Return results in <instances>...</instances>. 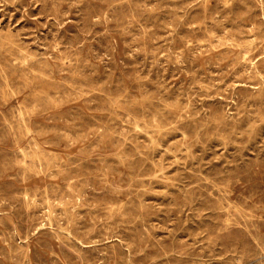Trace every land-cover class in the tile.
<instances>
[{"label": "rangeland", "instance_id": "obj_1", "mask_svg": "<svg viewBox=\"0 0 264 264\" xmlns=\"http://www.w3.org/2000/svg\"><path fill=\"white\" fill-rule=\"evenodd\" d=\"M51 1L5 0L4 2V0H0V44L2 45H0V155L2 156H0V193L2 194H0V247L3 246L0 248V264H264V0H252V2L251 0ZM165 3L169 4V6ZM225 8H227V11ZM246 8L248 9L247 12ZM256 19L258 21L260 19V21L258 22ZM133 21L136 22L134 23ZM194 26H197V28ZM193 32L194 34L196 32L197 35H194ZM238 38L241 39L239 40ZM147 44L150 45L148 46ZM223 47L224 49H222ZM153 48L156 49L154 50ZM125 49L128 50L126 51ZM171 55L173 56L172 58ZM190 57L192 60L189 62ZM207 57L209 58L207 59ZM154 58L156 59L154 60ZM215 61L217 64H215ZM131 68L134 69L132 70ZM190 69L191 71H189ZM169 71L170 73H168ZM47 72L48 74H46ZM197 77L198 79H196ZM16 81L18 82L16 83ZM162 86L163 88H161ZM184 91L185 94H183ZM107 92H110V94ZM209 92L210 94H208ZM1 98L3 99L1 100ZM214 105H217L218 108ZM251 107L253 108L252 112ZM135 109L138 111H135ZM51 125L55 126L52 127ZM194 125L195 128H193ZM121 129L123 130L121 131ZM109 130L111 131L109 132ZM209 130L211 131L209 132ZM172 131L174 132L172 133ZM73 133L76 134L74 135ZM21 137L22 139H20ZM230 138L232 139L230 140ZM15 139H19L20 142ZM233 139H236V141ZM107 142L108 144H106ZM144 144L147 145L144 146ZM230 147L234 150H231ZM201 150L203 153H201ZM241 150L244 151L243 155ZM214 151L217 152L214 153ZM239 154L240 156H237ZM149 163L150 165L148 166ZM48 164L51 165L49 166ZM182 170L185 172H182ZM247 173L251 175L247 176ZM244 177L245 179H243ZM169 189H171L170 192ZM95 199H98V201ZM152 203L154 204L153 206ZM137 206L142 208L139 209ZM217 207H220L219 210H217ZM171 208L173 209L170 210ZM48 219L49 221H47ZM177 220H180V222ZM184 223L185 225H183ZM241 228H244V231ZM73 229L76 230L74 231ZM253 233L257 234L254 235ZM213 234L214 237L212 236ZM227 237L230 238L228 239ZM11 238L12 241H10ZM238 247L241 248L238 249ZM176 252L179 253L176 254ZM210 252H212V255ZM157 253L158 256H156ZM165 256L166 259H164ZM17 258H20V261ZM250 258H254V261Z\"/></svg>", "mask_w": 264, "mask_h": 264}, {"label": "bare ground", "instance_id": "obj_2", "mask_svg": "<svg viewBox=\"0 0 264 264\" xmlns=\"http://www.w3.org/2000/svg\"><path fill=\"white\" fill-rule=\"evenodd\" d=\"M49 1H51V0H49ZM72 1H73V0H72ZM130 1H131V0H130ZM154 1H155V0H154ZM154 1H152V2H154ZM167 1H168V0H167ZM181 1H182V0H181ZM181 1H180V2H181ZM4 2H5V0H4ZM41 2H42V1H41ZM51 2H52V1H51ZM81 2H82V1H81ZM112 2H113V1H112ZM138 2H139V1H138ZM156 2H157V1H156ZM173 2H174V1H173ZM223 2H224V1H223ZM251 2H252V0H251ZM37 3H38V2H37ZM45 3H46V2H45ZM135 3H136V2H135ZM139 3H141V2H139ZM145 3H146V2H145ZM169 3H170V2H169ZM194 3H195V2H194ZM194 3H193V5H194ZM196 3H197V2H196ZM230 3H232V2H230ZM233 3H234V2H233ZM57 4H59V3H57ZM127 4H128V3H127ZM165 4H166V3H165ZM174 4H175V2H174ZM215 4H216V3H215ZM72 5H73V4H72ZM128 5H129V4H128ZM159 5H160V4H159ZM159 5H158V6H159ZM166 5L169 6V4H166ZM189 5H190V4H189ZM222 5H223V4H222ZM239 5L242 6L241 4H239ZM245 5H246V4H245ZM251 5H252V4H251ZM125 6H126V3H125ZM170 6H171V5H170ZM184 6H186V5H184ZM235 6H236V5H235ZM248 6H249V4H248ZM258 6H259V5H258ZM53 7H54V6H53ZM82 7H83V5H82ZM116 7H117V6H116ZM118 7H119V6H118ZM129 7H130V6H129ZM160 7H161V5H160ZM175 7H176V6H175ZM208 7H209V6H208ZM212 7H213V6H212ZM214 7H215V6H214ZM217 7H218V6H217ZM101 8H102V7H101ZM176 8H178V7H176ZM179 8H180V7H179ZM238 8H239V7H238ZM249 8H250V7H249ZM256 8H257V7H256ZM96 9H97V7H96ZM115 9H116V8H115ZM115 9H114V11H115ZM122 9H123V8H122ZM126 9H129V8H126ZM130 9H131V8H130ZM130 9H129V10H130ZM169 9H170V8H169ZM210 9H211V8H210ZM212 9H213V8H212ZM226 9H227V8H225V10H226ZM232 9H233V8H232ZM251 9H252V8H251ZM50 10H51V9H50ZM82 10H83V8H82ZM84 10H85V9H84ZM124 10H125V8H124ZM136 10H137V9H136ZM171 10H172V9H171ZM178 10H179V9H178ZM183 10H184V8H183ZM188 10H189V9H188ZM188 10H187V11H188ZM200 10H201V9H200ZM247 10H248V9L246 8V12H247ZM255 10H256V9H255ZM260 10H261V9H260ZM79 11H80V10H79ZM96 11H97V10H96ZM99 11H100V10H99ZM99 11H98V12H99ZM131 11H132V10H131ZM134 11H135V10H134ZM137 11H138V10H137ZM137 11H136V12H137ZM173 11H174V10H173ZM201 11H202V10H201ZM226 11H227V10H226ZM249 11H250V10H249ZM258 11H259V10H258ZM258 11H257V12H258ZM100 12H101V11H100ZM143 12H144V10H143ZM164 12H165V11H164ZM210 12H211V11H210ZM213 12H214V11H213ZM232 12H233V11H232ZM251 12H252V11H251ZM253 12H254V11H253ZM77 13H78V12H77ZM84 13H85V12H84ZM127 13H128V12H127ZM132 13H133V11H132ZM132 13H131V14H132ZM187 13H188V12H187ZM230 13H231V12H230ZM234 13H235V12H234ZM56 14H57V13H56ZM56 14H55V15H56ZM58 14H59V13H58ZM90 14H91V12H90ZM124 14H125V13H124ZM135 14H136V13H135ZM139 14H140V13H139ZM205 14H206V13H205ZM208 14H209V13H208ZM208 14H207V15H208ZM252 14H253V13H252ZM55 15H54V16H55ZM141 15H142V14H141ZM144 15H145V14H144ZM147 15H148V14H147ZM158 15H159V14H158ZM233 15H234V14H233ZM246 15H247V14H246ZM51 16H52V15H51ZM138 16H139V15H138ZM187 16H188V15H187ZM208 16H209V15H208ZM249 16H250V15H249ZM55 17H56V16H55ZM94 17H95V16H94ZM108 17H109V16H108ZM114 17H115V16H114ZM117 17H118V16H117ZM119 17H121V16L119 15ZM122 17H124V16H122ZM125 17H126V16H125ZM131 17H132V16H131ZM193 17H194V16H193ZM210 17H211V14H210ZM229 17H230V16H229ZM235 17H236V16H235ZM240 17H241V16H240ZM82 18H83V17H82ZM82 18H81V19H82ZM95 18H96V17H95ZM179 18H180V17H179ZM190 18H191V17H190ZM211 18H212V17H211ZM248 18H249V17H248ZM251 18H252V17H251ZM263 18H264V17H263ZM84 19H85V18H84ZM91 19H92V18H91ZM140 19H141V18H140ZM149 19H150V18H149ZM172 19H173V18H172ZM244 19H245V18H244ZM260 19H262V18H260ZM260 19H259V21H260ZM85 20H87V19H85ZM89 20H90V16H89ZM100 20H101V19H100ZM118 20H119V19H118ZM124 20H125V19H124ZM174 20H175V19H174ZM210 20H211V19H210ZM215 20H216V19H215ZM249 20H251V19H249ZM253 20H254V19H253ZM256 20H257V19H256ZM96 21H97V20H96ZM129 21H130V20H129ZM129 21H128V22H129ZM152 21H153V19H152ZM187 21L189 22V20H187ZM192 21H193V20H192ZM235 21H236V20H235ZM254 21H255V20H254ZM257 21H258V20H257ZM259 21H258V22H259ZM56 22H57V21H56ZM56 22H55V23H56ZM61 22H63V21H61ZM81 22H82V21H81ZM99 22H100V21H99ZM106 22H107V21H106ZM114 22H115V21H114ZM133 22H134V21H133ZM135 22H136V21H135ZM135 22H134V23H135ZM180 22H181V21H180ZM217 22H218V21H217ZM225 22H226V21H225ZM236 22H237V21H236ZM107 23H108V22H107ZM162 23H163V22H162ZM191 23H192V22H191ZM191 23H190V24H191ZM195 23H196V22H195ZM197 23H198V22H197ZM211 23H212V22H211ZM220 24H221V23H220ZM225 24H226V23H225ZM225 24H224V25H225ZM242 24H244V23H242ZM249 24H250V23H249ZM53 25H54V24H53ZM84 25H85V24H84ZM99 25H100V24H99ZM129 25H130V24H129ZM215 25H216V24H215ZM228 25H229V24H228ZM251 25H252V24H251ZM55 26H56V25H55ZM61 26H62V25H61ZM145 26H146V25H145ZM150 26H152V25H150ZM162 26H163V24H162ZM213 26H214V25H213ZM230 26H231V25H230ZM230 26H229V27H230ZM232 26H234V25H232ZM124 27H125V25H124ZM190 27H191V26H190ZM194 27L197 28V26H194ZM198 27H199V25H198ZM200 27H201V26H200ZM203 27H205V26H203ZM221 27H222V26H221ZM227 27H228V26H227ZM53 28H54V27H53ZM147 28H148V27H147ZM196 28H194V29L196 30ZM209 28H210V27H209ZM87 29H88V28H87ZM150 29H151V28H150ZM152 29H153V28H152ZM185 29H186V28H185ZM203 29H204V28H203ZM205 29H206V28H205ZM224 29H225V28H224ZM96 30H97V29H96ZM147 30H148V29H147ZM155 30H156V29H155ZM158 30H159V29H158ZM253 30H254V29H253ZM262 30H263V29H262ZM63 31H64V30H63ZM116 31H117V30H116ZM138 31H139V30H138ZM160 31H161V30H160ZM188 31H189V30H188ZM210 31L212 32V30H210ZM214 31H215V30H214ZM230 31H231V30H230ZM240 31H242V30H240ZM246 31H247V30H246ZM0 32H1V31H0ZM114 32H115V31H114ZM135 32H136V30H135ZM139 32H141V31H139ZM157 32H158V31H157ZM162 32H163V31H162ZM172 32H173V31H172ZM198 32H199V31H198ZM250 32H251V31H250ZM117 33H118V32H117ZM130 33H131V32H130ZM150 33H151V32H150ZM164 33H165V32H164ZM176 33H177V32H176ZM187 33H188V32H187ZM216 33H217V32H216ZM246 33H247V32H246ZM255 33H256V32H255ZM263 33H264V32H263ZM119 34H120V33H119ZM122 34H123V33H122ZM141 34H142V33H141ZM193 34H194V32H193ZM195 34H196V32H195ZM195 34H194V35H195ZM207 34H208V33H207ZM227 34H228V33H227ZM227 34H226V35H227ZM251 34H252V33H251ZM258 34H259V32H258ZM17 35H19V33H17ZM133 35H134V34H133ZM154 35H155V34H154ZM154 35H153V36H154ZM179 35H180V34H179ZM183 35H184V34H183ZM196 35H197V34H196ZM228 35H229V34H228ZM240 35H241V34H240ZM242 35H243V34H242ZM253 35H254V34H253ZM260 35H261V34H260ZM263 35H264V34H263ZM5 36H6V35H5ZM97 36H98V35H97ZM124 36H125V35H124ZM148 36H149V35H148ZM155 36H156V35H155ZM158 36H159V35H158ZM186 36H187V35H186ZM198 36H199V34H198ZM222 36H223V35H222ZM254 36H255V35H254ZM256 36H257V35H256ZM172 37H173V36H172ZM188 37H189V36H188ZM192 37H193V36H192ZM200 37H201V36H200ZM204 37H205V36H204ZM235 37H236V35H235ZM235 37H234V38H235ZM241 37H242V36H241ZM251 37H253V36H251ZM259 37H260V36H259ZM3 38H4V37H3ZM5 38H6V37H5ZM92 38H93V37H92ZM160 38H161V37H160ZM165 38H167V37H165ZM165 38H164V39H165ZM180 38H181V37H180ZM180 38H179V39H180ZM189 38H190V37H189ZM194 38H195V37H194ZM206 38H207V37H206ZM216 38H217V37H216ZM218 38H219V37H218ZM248 38H249V37H248ZM45 39H46V38H45ZM57 39H58V38H57ZM104 39H105V38H104ZM107 39H108V38H107ZM131 39H132V38H131ZM142 39H143V38H142ZM164 39H163V40H164ZM169 39H170V38H169ZM186 39H187V38H186ZM204 39H205V38H204ZM231 39H232V38H231ZM238 39H239V38H238ZM240 39H241V38H240ZM240 39H239V40H240ZM262 39H263V37H262ZM262 39H261V40H262ZM6 40H7V39H6ZM48 40H49V39H48ZM48 40H47V41H48ZM55 40H56V39H55ZM80 40H81V39H80ZM135 40H137V39H135ZM154 40H155V39H154ZM167 40H168V39H167ZM174 40H175V39H174ZM176 40H177V39H176ZM253 40H254V39H253ZM257 40H258V39H257ZM2 41H3V40H2ZM57 41H58V40H57ZM72 41H73V40H72ZM76 41H77V40H76ZM82 41H83V40H82ZM149 41H150V40H149ZM169 41H170V40H169ZM172 41H173V40H172ZM182 41H183V40H182ZM184 41H185V40H184ZM254 41H255V40H254ZM0 42H1V41H0ZM21 42H23V41H21ZM87 42H88V41H87ZM130 42H131V41H130ZM142 42H144V41H142ZM209 42H210V41H209ZM214 42H215V41H214ZM251 42H252V41H251ZM3 43H4V42H3ZM71 43H72V42H71ZM101 43H102V42H101ZM106 43H107V42H106ZM124 43H125V42H124ZM147 43H148V41H147ZM162 43H163V42H162ZM162 43H161V44H162ZM169 43H170V42H169ZM218 43H219V41H218ZM8 44H9V43H8ZM13 44H14V43H13ZM48 44H49V43H48ZM53 44H54V43H53ZM67 44H68V43H67ZM67 44H66V45H67ZM153 44H154V43H153ZM157 44H159V43L157 42ZM177 44H178V42H177ZM183 44H184V43H183ZM220 44H221V43H220ZM228 44H229V43H228ZM257 44H258V43H257ZM259 44H260V43H259ZM0 45H1V44H0ZM134 45H135V44H134ZM147 45H148V44H147ZM149 45H150V44H149ZM149 45H148V46H149ZM159 45H160V44H159ZM174 45H175V44H174ZM207 45H208V44H207ZM209 45H211V44H209ZM1 46H2V45H1ZM4 46H5V45H4ZM6 46H7V45H6ZM17 46L19 47V45H17ZM54 46H55V45H54ZM106 46H108V45H106ZM152 46H153V45H152ZM155 46H156V45H155ZM197 46H199V45H197ZM205 46H206V45H205ZM216 46H217V45H216ZM230 46H231V45H230ZM57 47H58V46H57ZM81 47H82V46H81ZM137 47H138V46H137ZM140 47H141V46H140ZM153 47H154V46H153ZM164 47H165V46H164ZM167 47H168V46H167ZM177 47H178V46H177ZM207 47H208V46H207ZM207 47H206V48H207ZM218 47H220V46H218ZM221 47H222V46H221ZM221 47H220V48H221ZM232 47H233V46H232ZM245 47L247 48V46H245ZM70 48H71V47H70ZM82 48H83V47H82ZM110 48H111V46H110ZM172 48H173V47H172ZM191 48H192V47H191ZM191 48H190V49H191ZM201 48H202V46H201ZM227 48H228V47H227ZM251 48H252V47H251ZM13 49H14V48H13ZM54 49H55V48H54ZM153 49L155 50L156 48H153ZM166 49H167V48H166ZM173 49H174V48H173ZM176 49H177V48H176ZM214 49H215V48H214ZM222 49H224V47H223ZM222 49H221V51H222ZM230 49H231V48H230ZM233 49H234V48H233ZM237 49H238V47H237ZM242 49H243V48H242ZM260 49H261V48H260ZM260 49H259V50H260ZM4 50H5V49H4ZM16 50H17V49H16ZM16 50H15V51H16ZM72 50H73V49H72ZM125 50H126V49H125ZM127 50H128V49H127ZM127 50H126V51H127ZM191 50H192V49H191ZM228 50H229V49H228ZM231 50H232V49H231ZM251 50H252V49H251ZM5 51H6V50H5ZM13 51H14V50H13ZM96 51H97V50H96ZM96 51H95V52H96ZM106 51H107V50H106ZM130 51H131V49H130ZM163 51H164V50H163ZM169 51H170V49H169ZM172 51H173V50H172ZM179 51H181V50L179 49ZM183 51H184V50H183ZM201 51H204V50H201ZM215 51H216V50H215ZM218 51H219V50H218ZM239 51H240V50H239ZM243 51H244V50H243ZM243 51H241V52H243ZM245 51H248V50H245ZM252 51H253V50H252ZM7 52H8V51H7ZM17 52H18V51H17ZM17 52H16V53H17ZM138 52H139V51H138ZM194 52H195V51H194ZM219 52H220V51H219ZM219 52H218V53H219ZM230 52H231V51H230ZM257 52H258V51H257ZM3 53H4V52H3ZM21 53H22V52H21ZM24 53H25V52H24ZM152 53H153V52H152ZM214 53H215V52H214ZM221 53H222V52H221ZM247 53H248V52H247ZM249 53H250V52H249ZM34 54H35V53H34ZM67 54H68V53H67ZM107 54H108V53H107ZM127 54H128V53H127ZM192 54H193V53H192ZM224 54H225V53H224ZM232 54H233V53H232ZM254 54H255V53H254ZM260 54H261V53H260ZM7 55H8V54H7ZM14 55H15V54H14ZM74 55H75V54H74ZM133 55H134V54H133ZM136 55H137V54H136ZM168 55H169V54H168ZM172 55H174V54L172 53ZM172 55H171V58L173 57ZM181 55H182V54H181ZM221 55L223 56V54H221ZM228 55H229V54H228ZM23 56H24V54H23ZM25 56H26V55H25ZM169 56H170V55H169ZM207 56H208V55H207ZM0 57H1V56H0ZM7 57H8V56H7ZM12 57H13V55H12ZM18 57H19V56H18ZM138 57H139V56H138ZM149 57H150V56H149ZM149 57H148V58H149ZM151 57H152V56H151ZM157 57H158V56H157ZM194 57H195V56H194ZM198 57H199V56H198ZM239 57H240V56H239ZM253 57H254V56H253ZM54 58H55V57H54ZM87 58H88V57H87ZM87 58H86V59H87ZM135 58H137V57L135 56ZM160 58H161V57H160ZM165 58H166V57H165ZM167 58H168V57H167ZM178 58H179V57H178ZM208 58H209V57H207V59H208ZM214 58H215V57H214ZM219 58H220V56H219ZM223 58H224V57H223ZM223 58H222V59H223ZM242 58H243V57H242ZM13 59H14V58H13ZM43 59H44V58H43ZM55 59H56V58H55ZM133 59H134V58H133ZM138 59H139V58H138ZM143 59H144V58H143ZM155 59H156V58H154V60H155ZM180 59H182V58H180ZM194 59H195V58H194ZM224 59H225V58H224ZM233 59H234V58H233ZM249 59H250V58H249ZM261 59H262V58H261ZM4 60H5V59H4ZM89 60H90V59H89ZM113 60H114V59H113ZM135 60H136V61H139V60H137V59H135ZM152 60H153V59H152ZM169 60H170V59H169ZM178 60H179V59H178ZM191 60H192V59H191V57H190L189 62H190ZM212 60H213V59H212ZM220 60H221V59H220ZM252 60H253V59H252ZM62 61H63V60H62ZM146 61H147V60H146ZM161 61H162V60H161ZM224 61H225V60H224ZM224 61H223V62H224ZM227 61H228V60H227ZM231 61H232V60H231ZM234 61H235V60H234ZM236 61H237V59H236ZM263 61H264V60H263ZM6 62H7V61H6ZM13 62H14V60H13ZM29 62H30V61H29ZM60 62H61V61H60ZM110 62H111V61H110ZM164 62H165V60H164ZM167 62H168V61H167ZM174 62H175V61H174ZM207 62H208V61H207ZM242 62H243V61H242ZM248 62H249V61H248ZM253 62H254V61H253ZM32 63H33V62H32ZM88 63H89V62H88ZM137 63H138V62H137ZM147 63H148V62H147ZM154 63H155V62H154ZM178 63H179V62H178ZM191 63H192V62H191ZM236 63H237V62H236ZM245 63H246V60H245ZM8 64H10V63H8ZM106 64H107V63H106ZM106 64H105V65H106ZM150 64H151V63H150ZM159 64H160V63H159ZM192 64H193V63H192ZM199 64H200V63H199ZM215 64H217L216 61H215ZM226 64H227V63H226ZM231 64H232V63H231ZM237 64H238V63H237ZM242 64H243V63H242ZM107 65H108V64H107ZM110 65H111V63H110ZM112 65H113V64H112ZM115 65L117 66V64H115ZM123 65H124V64H123ZM141 65H142V64H141ZM154 65H155V64H154ZM182 65H183V64H182ZM184 65H185V64H184ZM228 65H229V64H228ZM248 65H249V63H248ZM22 66H23V65H22ZM25 66H26V65H25ZM39 66H40V65H39ZM65 66H66V65H65ZM65 66H64V67H65ZM68 66H69V65H68ZM70 66H71V65H70ZM90 66H91V65H90ZM149 66H150V65H149ZM163 66H164V65H163ZM173 66H174V65H173ZM173 66H172V67H173ZM190 66H191V65H190ZM193 66H194V65H193ZM208 66H209V65H208ZM211 66H212V65H211ZM215 66H216V65H215ZM215 66H214V68H215ZM221 66H222V65H221ZM237 66H238V65H237ZM243 66H244V65H243ZM246 66H247V65H246ZM43 67H44V66H43ZM97 67H98V66H97ZM107 67H108V66H107ZM178 67H179V66H178ZM182 67H183V66H182ZM197 67H198V66H197ZM209 67H210V66H209ZM216 67H217V66H216ZM224 67H226V66H224ZM224 67H222V68H224ZM17 68H18V67H17ZM137 68H138V66H137ZM153 68H154V67H153ZM161 68H163V67H161ZM165 68H166V67H165ZM183 68H184V67H183ZM200 68H201V67H200ZM245 68H246V67H245ZM12 69H13V68H12ZM45 69H46V68H45ZM115 69H116V68H115ZM127 69H128V68H127ZM131 69L133 70L134 68H131ZM191 69H192V68H191ZM191 69H190L189 71H191ZM220 69H221V68H220ZM232 69H233V68H232ZM234 69H235V66H234ZM248 69H249V68H248ZM256 69H257V68H256ZM258 69H259V68H258ZM262 69H263V68H262ZM42 70H43V69H42ZM98 70H99V69H98ZM151 70H152V69H151ZM169 70H170V68H169ZM172 70H173V69H172ZM174 70H175V68H174ZM192 70H193V69H192ZM195 70H196V69H195ZM210 70H211V69H210ZM253 70H254V69H253ZM253 70H252V72H254ZM43 71H44V70H43ZM125 71H126V70H125ZM176 71H177V69H176ZM187 71H188V69H187ZM200 71H202V70H200ZM215 71H216V70H215ZM226 71H227V70H226ZM231 71H232V70H231ZM240 71H241V70H240ZM240 71H239V72H240ZM262 71H263V70H262ZM7 72H8V71H7ZM15 72H16V71H15ZM17 72H18V71H17ZM82 72H83V71H82ZM107 72H109V71H107ZM163 72H164V70H163ZM192 72H193V71H192ZM234 72H235V71H234ZM237 72H238V71H237ZM245 72H246V71H245ZM252 72H251V74H252ZM258 72H259V71H258ZM263 72H264V71H263ZM0 73H1V72H0ZM13 73H14V72H13ZM21 73H22V72H21ZM34 73H35V72H34ZM73 73H74V72H73ZM96 73H97V71H96ZM109 73H110V72H109ZM131 73H132V72H131ZM136 73H137V72H136ZM136 73H135V74H136ZM140 73H141V72H140ZM168 73H170V71H169ZM208 73H209V72H208ZM235 73H236V72H235ZM31 74H32V73H31ZM31 74H30V75H31ZM35 74H36V73H35ZM46 74H48V72H47ZM83 74H84V73H83ZM126 74H127V73H126ZM145 74H146V73H145ZM188 74H189V73H188ZM192 74H193V73H192ZM204 74H205V73H204ZM209 74H210V73H209ZM247 74H248V73H247ZM38 75H39V74H38ZM50 75H51V74H50ZM98 75H99V74H98ZM111 75H112V73H111ZM201 75H202V74H201ZM236 75H237V74H236ZM260 75H261V74H260ZM2 76H3V75H2ZM8 76H9V75H8ZM12 76H13V75H12ZM12 76H11V77H12ZM24 76H25V75H24ZM24 76H23V77H24ZM41 76H42V75H41ZM99 76H100V75H99ZM104 76H105V75H104ZM121 76H122V75H121ZM132 76H133V75H132ZM134 76H135V75H134ZM136 76H137V75H136ZM141 76H142V75H141ZM146 76H147V75H146ZM194 76H195V75H194ZM219 76H220V75H219ZM233 76H234V75H233ZM19 77H20V76H19ZM26 77H27V76H26ZM36 77H37V76H36ZM90 77H91V76H90ZM108 77H110V76H108ZM171 77H172V76H171ZM216 77H217V76H216ZM30 78H31V77H30ZM45 78H46V77H45ZM157 78H158V77H157ZM201 78H202V77H201ZM224 78H225V77H224ZM226 78H227V76H226ZM231 78H232V76H231ZM236 78H237V77H236ZM251 78H252V77H251ZM257 78H258V77H257ZM2 79H3V78H2ZM16 79H18V78H16ZM28 79H29V78H28ZM32 79H33V78H32ZM87 79H88V78H87ZM89 79H90V78H89ZM193 79H194V78H193ZM196 79H198V77H197ZM69 80H70V77H69ZM74 80H75V79H74ZM77 80H78V79H77ZM91 80H92V79H91ZM118 80H119V79H118ZM156 80H157V79H156ZM194 80H195V79H194ZM208 80H209V79H208ZM243 80H244V79H243ZM249 80H250V79H249ZM255 80H256V79H255ZM13 81H14V80H13ZM20 81H21V80H20ZM43 81H44V80H43ZM48 81H49V80H48ZM48 81H47V82H48ZM81 81H82V80H81ZM81 81H80V82H81ZM93 81H94V80H93ZM228 81H229V80H228ZM239 81H240V80H239ZM17 82H18V81H16V83H17ZM51 82H52V81H51ZM78 82H79V80H78ZM91 82H92V81H91ZM123 82H124V81H123ZM164 82H165V81H164ZM215 82H216V81H215ZM235 82H236V81H235ZM252 82H253V81H252ZM257 82H258V81H257ZM257 82H256V83H257ZM263 82H264V81H263ZM24 83H25V82H24ZM45 83H46V82H45ZM62 83H63V82H62ZM103 83H105V82H103ZM119 83H121V82H119ZM157 83H158V82H157ZM191 83H192V82H191ZM203 83H205V82H203ZM21 84H23V83H21ZM75 84H77V83L75 82ZM82 84H84V83H82ZM98 84H99V83H98ZM98 84H97V85H98ZM197 84H198V83H197ZM197 84H196V85H197ZM200 84H201V83H200ZM210 84H211V83H210ZM247 84H248V83H247ZM262 84H263V83H262ZM0 85H1V84H0ZM3 85H4V84H3ZM5 85H6V84H5ZM11 85H12V84H11ZM17 85H18V84H17ZM26 85H27V84H26ZM32 85H33V84H32ZM88 85H89V84H88ZM93 85H95V84H93ZM137 85H138V84H137ZM189 85H190V84H189ZM255 85H256V84H255ZM54 86H55V85H54ZM91 86H92V85H91ZM133 86H134V85H133ZM133 86H132V87H133ZM168 86H169V85H168ZM217 86H219V85H217ZM227 86H228V85H227ZM13 87H15V86H13ZM42 87H43V86H42ZM42 87H41V88H42ZM56 87H57V86H56ZM63 87H64V86H63ZM69 87H70V86H69ZM101 87H103V86H101ZM109 87H110V86H109ZM117 87H118V86H117ZM140 87H141V86H140ZM148 87H149V86H148ZM221 87H222V86H221ZM233 87H234V86H233ZM249 87H250V86H249ZM22 88H23V87H22ZM58 88H59V87H58ZM83 88H84V87H83ZM143 88H144V87H143ZM155 88H156V87H155ZM161 88H163V86H162ZM179 88H180V87H179ZM189 88H190V87H189ZM200 88H201V87H200ZM252 88H253V87H252ZM12 89H13V88H12ZM66 89H67V88H66ZM69 89H70V88H69ZM78 89H79V88H78ZM101 89H103V88H101ZM115 89H116V88H115ZM156 89H157V88H156ZM171 89H172V88H171ZM181 89H182V88H181ZM184 89H185V88H184ZM215 89H216V88H215ZM221 89H223V88H221ZM233 89H234V88H233ZM246 89H247V87H246ZM260 89H261V88H260ZM7 90H8V89H7ZM22 90H23V89H22ZM172 90H175V89H172ZM177 90H178V88H177ZM177 90H176V91H177ZM179 90H180V89H179ZM186 90H187V89H186ZM188 90H189V89H188ZM191 90H192V88H191ZM199 90H200V89H199ZM213 90H214V89H213ZM226 90H227V89H226ZM234 90H236V89H234ZM250 90H251V89H250ZM0 91H1V90H0ZM5 91H6V90H5ZM10 91H11V90H10ZM18 91H19V90H18ZM25 91H26V90H25ZM51 91H52V90H51ZM79 91H80V90H79ZM82 91H83V89H82ZM119 91H120V90H119ZM147 91H148V90H147ZM150 91H151V90H150ZM224 91H225V90H224ZM248 91H249V90H248ZM64 92H65V91H64ZM88 92H89V91H88ZM116 92H117V90H116ZM160 92H161V91H160ZM174 92H175V91H174ZM216 92H217V90H216ZM2 93H3V92H2ZM8 93H9V92H8ZM56 93H58V92H56ZM74 93H75V92H74ZM107 93L110 94V92H107ZM107 93H106V94H107ZM117 93H118V92H117ZM153 93H154V92H153ZM155 93H156V92H155ZM161 93H162V92H161ZM163 93H164V92H163ZM165 93H166V92H165ZM179 93H180V92H179ZM182 93H183V92H182ZM182 93H181V94H182ZM187 93H188V92H187ZM202 93H203V92H202ZM206 93H207V92H206ZM226 93H227V92H226ZM226 93H225V94H226ZM232 93H233V92H232ZM253 93H254V91H253ZM58 94H59V93H58ZM76 94H77V93H76ZM76 94H75V95H76ZM99 94H100V93H99ZM177 94H178V93H177ZM183 94H185V91H184ZM208 94H210V92H209ZM213 94H214V93H213ZM213 94H212V95H213ZM233 94H235V93H233ZM257 94H258V93H257ZM257 94H256V95H257ZM18 95H19V94H18ZM53 95H54V94H53ZM62 95H63V94H62ZM73 95H74V94H73ZM82 95H83V94H82ZM159 95H160V94H159ZM164 95H165V94H164ZM198 95H199V94H198ZM222 95H223V93H222ZM228 95L231 96L230 94H228ZM236 95H237V94H236ZM240 95H241V94H240ZM251 95H252V94H251ZM4 96H5V95H4ZM6 96H7V94H6ZM13 96H14V95H13ZM38 96H39V95H38ZM48 96H49V95H48ZM48 96H46V97H48ZM118 96H119V95H118ZM182 96H184V95H182ZM196 96H197V95H196ZM218 96H219V95H218ZM11 97H12V96H11ZM15 97H16V96H15ZM40 97H41V96H40ZM66 97H67V96H66ZM66 97H65V98H66ZM119 97H120V96H119ZM161 97H162V96H161ZM185 97H186V96H185ZM199 97H200V96H199ZM201 97H202V96H201ZM206 97H207V96H206ZM215 97H216V96H215ZM232 97H233V96H232ZM49 98H50V97H49ZM86 98H87V97H86ZM103 98H104V97H103ZM208 98H209V97H208ZM219 98H220V97H219ZM2 99H3V98H1V100H2ZM11 99H12V98H11ZM68 99H69V98H68ZM130 99H131V97H130ZM171 99H172V98H171ZM175 99H176V98H175ZM179 99H180V98H179ZM188 99H189V98H188ZM193 99H194V98H193ZM211 99H212V98H211ZM216 99H217V98H216ZM227 99H228V98H227ZM231 99H232V98H231ZM231 99H230V100H231ZM245 99H246V98H245ZM158 100H159V99H158ZM167 100H168V99H167ZM177 100H178V99H177ZM199 100H200V98H199ZM221 100H222V99H221ZM241 100H242V99H241ZM30 101H31V100H30ZM51 101H53V100L51 99ZM76 101H77V100H76ZM99 101H101V100H99ZM115 101H116V100H115ZM132 101H133V100H132ZM136 101H137V100H136ZM163 101H164V100H163ZM187 101H188V100H187ZM191 101H192V100H191ZM200 101H201V100H200ZM211 101H212V100H211ZM3 102H4V101H3ZM47 102H48V101H47ZM105 102H106V101H105ZM117 102H118V101H117ZM155 102H156V101H155ZM169 102H170V101H169ZM196 102H197V100H196ZM241 102H242V101H241ZM243 102H244V101H243ZM245 102H246V100H245ZM252 102H253V100H252ZM5 103H6V102H5ZM18 103H19V102H18ZM32 103H33V102H32ZM113 103H114V102H113ZM113 103H112V104H113ZM120 103H122V101H120ZM126 103H127V102H126ZM126 103H125V104H126ZM190 103H191V102H190ZM214 103H215V102H214ZM214 103H213V104H214ZM217 103H218V102H217ZM227 103H228V102H227ZM231 103H233V102H231ZM234 103H235V102H234ZM253 103H254V102H253ZM3 104H4V103H3ZM106 104H107V103H106ZM117 104H118V103H117ZM123 104H124V103H123ZM177 104H178V103H177ZM211 104H212V103H211ZM215 104H216V103H215ZM235 104H236V103H235ZM39 105H40V104H39ZM114 105H115V104H114ZM118 105H119V104H118ZM136 105H137V104H136ZM148 105H149V104H148ZM160 105H161V104H160ZM162 105H163V104H162ZM187 105H188V104H187ZM206 105H207V104H206ZM255 105H256V104H255ZM258 105H259V104H258ZM31 106H32V105H31ZM51 106H52V105H51ZM116 106H117V105H116ZM127 106H128V105H127ZM130 106H132V105L130 104ZM190 106H191V105H190ZM199 106H201V105H199ZM214 106H217V105H214ZM252 106H253V105H252ZM15 107H16V106H15ZM23 107H24V106H23ZM99 107H100V106H99ZM110 107H111V106H110ZM114 107H115V106H114ZM136 107L138 108V105H137ZM154 107H156V106H154ZM160 107H161V106H160ZM163 107H164V106H163ZM211 107H212V106H211ZM225 107H226V106H225ZM238 107H239V106H238ZM18 108H19V107H18ZM75 108H76V107H75ZM93 108H94V107H93ZM93 108H92V109H93ZM194 108H195V107H194ZM203 108H204V107H203ZM208 108H209V106H208ZM215 108H216V107H215ZM217 108H218V106H217ZM227 108H228V106H227ZM231 108H232V107H231ZM251 108H252V107H251ZM73 109H74V108H73ZM80 109H82V108H80ZM103 109H104V108H103ZM125 109H126V108H125ZM142 109H143V108H142ZM229 109H230V108H229ZM234 109H235V108H234ZM242 109H243V108H242ZM12 110H13V109H12ZM16 110H17V109H16ZM16 110H15V111H16ZM24 110H25V109H24ZM26 110H27V109H26ZM96 110H97V108H96ZM152 110H153V109H152ZM197 110H198V109H197ZM243 110H244V109H243ZM252 110H253V108L251 109V112H252ZM114 111H115V110H114ZM133 111H134V110H133ZM135 111H138V110L135 109ZM165 111H166V110H165ZM205 111H206V110H205ZM237 111H238V110H237ZM16 112H17V111H16ZM26 112H27V111H26ZM44 112H45V111H44ZM77 112H78V111H77ZM120 112H121V111H120ZM163 112H164V111H163ZM209 112H210V111H209ZM240 112H241V111H240ZM256 112H257V111H256ZM7 113H8V112H7ZM19 113H20V112H19ZM85 113H86V112H85ZM118 113H119V112H118ZM121 113H122V112H121ZM126 113H127V112H126ZM144 113H145V112H144ZM149 113H150V112H149ZM156 113H157V112H156ZM156 113H155V114H156ZM236 113H237V112H236ZM246 113H247V112H246ZM258 113H259V112H258ZM31 114H32V113H31ZM81 114H82V113H81ZM147 114H148V113H147ZM151 114H152V113H151ZM161 114H162V113H161ZM195 114H196V113H195ZM202 114H203V113H202ZM224 114H225V113H224ZM231 114H232V113H231ZM247 114H248V113H247ZM255 114H256V113H255ZM18 115H19V114H18ZM20 115H21V114H20ZM85 115H87V114H85ZM144 115H145V114H144ZM149 115H150V114H149ZM185 115H186V114H185ZM193 115H194V114H193ZM226 115H227V114H226ZM257 115H258V114H257ZM43 116H44V115H43ZM79 116H81V115H79ZM79 116H78V117H79ZM87 116H89V115H87ZM100 116H101V115H100ZM105 116H106V115H105ZM125 116H126V115H125ZM147 116H148V115H147ZM147 116H146V117H147ZM154 116H155V115H154ZM186 116H187V115H186ZM238 116H239V114H238ZM19 117H20V116H19ZM22 117H23V116H22ZM51 117H52V116H51ZM95 117H96V115H95ZM140 117H141V116H140ZM148 117H149V116H148ZM155 117H157V116H155ZM169 117H171V116H169ZM182 117H183V115H182ZM187 117H188V116H187ZM199 117H200V116H199ZM207 117H208V116H207ZM251 117H252V116H251ZM0 118H1V117H0ZM11 118H12V117H11ZM15 118H16V117H15ZM28 118H29V117H28ZM58 118H59V117H58ZM75 118H76V117H75ZM81 118H82V117H81ZM81 118H80V119H81ZM138 118H139V117H138ZM183 118H184V117H183ZM188 118H189V117H188ZM229 118H230V117H229ZM238 118H239V117H238ZM55 119H56V118H55ZM65 119H66V118H65ZM71 119H72V118H71ZM99 119H100V118H99ZM107 119H108V118H107ZM135 119H136V117H135ZM139 119H140V118H139ZM156 119H157V118H156ZM230 119H231V118H230ZM239 119H240V118H239ZM258 119H260V118L258 117ZM25 120H26V119H25ZM62 120H63V119H62ZM76 120H77V119H76ZM129 120H130V119H129ZM173 120H174V119H173ZM4 121H5V120H4ZM23 121H24V120H23ZM26 121H27V120H26ZM51 121H52V120H51ZM67 121H68V120H67ZM82 121H83V119H82ZM93 121H94V120H93ZM95 121H96V120H95ZM102 121H103V120H102ZM105 121H106V120H105ZM126 121H127V120H126ZM149 121H150V120H149ZM152 121H153V120H152ZM12 122H13V121H12ZM77 122H78V121H77ZM85 122H86V121H85ZM87 122H88V121H87ZM112 122H113V121H112ZM112 122H111V123H112ZM179 122H180V121H179ZM184 122H185V121H184ZM208 122H209V121H208ZM23 123H24V122H23ZM113 123H114V122H113ZM131 123H134V122H131ZM149 123H150V122H149ZM156 123H157V122H156ZM163 123H164V121H163ZM173 123H174V121H173ZM259 123H260V120H259ZM7 124H8V123H7ZM9 124H10V123H9ZM21 124H22V123H21ZM83 124H84V123H83ZM121 124H122V123H121ZM126 124H128V123H126ZM147 124H148V122H147ZM160 124H161V123H160ZM175 124H177V123H175ZM179 124H181V123H179ZM183 124H184V123H183ZM187 124H188V123H187ZM187 124H186V125H187ZM189 124H190V123H189ZM211 124H212V123H211ZM13 125H14V123H13ZM17 125H18V124H17ZM49 125H50V124H49ZM55 125H56V124H55ZM55 125H54V126H55ZM87 125H88V124H87ZM87 125H86V126H87ZM98 125H100V123H98ZM101 125H102V124H101ZM104 125H105V124H104ZM181 125H182V124H181ZM184 125H185V124H184ZM248 125H249V124H248ZM3 126H5V125H3ZM41 126H42V125H41ZM51 126H52V125H51ZM54 126H52V127H54ZM79 126H80V125H79ZM122 126H123V125H122ZM139 126H140V125H139ZM146 126H147V125H146ZM165 126H167V125H165ZM187 126H188V125H187ZM187 126H186V127H187ZM217 126H218V125H217ZM217 126H216V127H217ZM11 127H12V126H11ZM11 127H10V128H11ZM14 127H15V126H14ZM46 127H47V126H46ZM46 127H45V128H46ZM87 127H88V126H87ZM92 127H93V126H92ZM103 127H104V126H103ZM142 127H143V126H142ZM142 127H141V128H142ZM189 127H190V126H189ZM234 127H235V126H234ZM245 127H246V126H245ZM19 128H20V127H19ZM24 128H25V127H24ZM40 128H41V127H40ZM57 128H58V127H57ZM85 128H86V127H85ZM107 128H108V127H107ZM131 128H132V127H131ZM155 128H156V127H155ZM193 128H195V125H194ZM225 128H226V127H225ZM246 128H247V127H246ZM248 128H249V127H248ZM42 129H43V128H42ZM47 129H48V128H47ZM50 129H51V128H50ZM52 129H53V128H52ZM64 129H65V128H64ZM86 129H87V128H86ZM112 129H113V128H112ZM180 129H181V128H180ZM208 129H209V128H208ZM219 129H220V128H219ZM255 129H256V128H255ZM8 130H9V129H8ZM18 130H19V129H18ZM25 130H26V129H25ZM60 130H61V129H60ZM62 130H63V129H62ZM102 130H103V129H102ZM122 130H123V129H121V131H122ZM124 130H125V129H124ZM126 130H127V129H126ZM126 130H125V131H126ZM141 130H142V129H141ZM150 130H151V129H150ZM193 130H195V129H193ZM5 131L7 132V130H5ZM5 131H3V132H5ZM20 131H22V130H20ZM52 131H53V130H52ZM66 131L68 132V130H66ZM99 131H100V130H99ZM105 131H106V130H105ZM110 131H111V130H109V132H110ZM125 131H124V132H125ZM127 131H128V130H127ZM132 131H133V130H132ZM132 131H131V132H132ZM135 131H136V130H135ZM135 131H134V133H135ZM139 131H140V130H139ZM158 131H159V130H158ZM162 131H163V130H162ZM170 131H171V130H170ZM210 131H211V130H209V132H210ZM214 131H215V130H214ZM11 132H12V131H11ZM53 132H54V131H53ZM70 132H71V131H70ZM90 132H91V131H90ZM103 132H104V130H103ZM107 132H108V131H107ZM152 132H153V131H152ZM165 132H166V131H165ZM173 132H174V131H172V133H173ZM217 132H218V131H217ZM20 133H21V132H20ZM61 133H62V132H61ZM71 133H72V132H71ZM80 133H81V132H80ZM85 133H86V132H85ZM92 133H94V132H92ZM113 133H114V131H113ZM116 133H117V132H116ZM129 133H130V132H129ZM159 133H160V132H159ZM167 133H169V132H167ZM213 133H215V132H213ZM228 133H229V132H228ZM245 133H246V131H245ZM4 134H6V133H4ZM27 134H28V132H27ZM73 134H74V133H73ZM75 134H76V133H75ZM75 134H74V135H75ZM83 134H84V133H83ZM105 134H106V133H105ZM110 134H111V133H110ZM143 134H144V133H143ZM148 134H150V133L148 132ZM156 134H157V133H156ZM233 134H234V133H233ZM23 135H24V134H23ZM66 135L68 136V134H66ZM85 135H86V134H85ZM93 135H94V134H93ZM99 135H100V134H99ZM113 135H114V134H113ZM113 135H112V136H113ZM167 135H168V134H167ZM170 135H171V134H170ZM176 135H177V134H176ZM192 135L194 136V134H192ZM192 135H191V137H192ZM203 135H204V134H203ZM214 135H215V134H214ZM261 135H262V134H261ZM83 136H84V135H83ZM106 136H107V135H106ZM126 136H127V135H126ZM136 136H137V135H136ZM138 136H139V134H138ZM140 136H142V135H140ZM154 136H155V135H154ZM186 136H187V135H186ZM204 136H205V135H204ZM7 137H8V136H7ZM15 137H16V136H15ZM62 137H64V136H62ZM65 137H66V136H65ZM84 137H85V136H84ZM95 137H96V136H95ZM100 137H101V136H100ZM116 137H117V136H116ZM169 137H170V136H169ZM171 137H172V136H171ZM188 137H189V135H188ZM241 137H243V136H241ZM60 138H61V137H60ZM82 138H83V137H82ZM174 138H175V137H174ZM182 138H183V136H182ZM228 138H229V137H228ZM261 138H262V137H261ZM261 138H260V139H261ZM20 139H22V137H21ZM23 139H24V138H23ZM80 139H81V137H80ZM117 139H118V138H117ZM123 139H124V138H123ZM133 139H135V138H133ZM147 139H148V138H147ZM147 139H146V141H147ZM167 139H168V138H167ZM167 139H166V140H167ZM186 139H187V138H186ZM200 139H201V138H200ZM207 139H208V138H207ZM231 139H232V138H230V140H231ZM15 140H18V142H20L19 139H15ZM73 140H74V139H73ZM102 140H103V139H102ZM114 140H115V139H114ZM137 140H138V139H137ZM163 140H164V139H163ZM168 140H169V139H168ZM215 140H216V139H215ZM233 140L236 141V139H233ZM22 141H23V140H22ZM51 141H52V140H51ZM79 141H80V140H79ZM95 141H96V140H95ZM112 141H113V140H112ZM126 141H127V140H126ZM135 141H136V140H135ZM140 141H141V140H140ZM187 141H188V139H187ZM195 141H196V140H195ZM243 141H244V140H243ZM261 141H262V139H261ZM70 142H71V141H70ZM75 142H76V141H75ZM93 142H94V141H93ZM97 142H98V141H97ZM182 142H184V141H182ZM196 142H197V141H196ZM198 142H199V141H198ZM202 142H203V141H202ZM205 142H206V141H205ZM221 142H222V141H221ZM238 142H239V141H238ZM33 143H34V142H33ZM36 143H37V142H36ZM109 143H110V142H109ZM128 143H129V142H128ZM157 143H158V142H157ZM161 143H162V142H161ZM166 143H168V142H166ZM179 143H180V142H179ZM184 143H185V142H184ZM186 143H187V142H186ZM191 143H193V142H191ZM6 144H8V143H6ZM20 144H21V143H20ZM52 144H53V143H52ZM73 144H74V143H73ZM90 144H91V143H90ZM106 144H108V142H107ZM115 144H116V143H115ZM164 144H165V143H164ZM176 144H177V143H176ZM223 144H224V143H223ZM226 144H227V143H226ZM226 144H225V145H226ZM233 144H234V143H233ZM235 144H236V143H235ZM239 144H240V143H239ZM253 144H254V143H253ZM54 145H55V144H54ZM91 145H92V144H91ZM103 145H104V143H103ZM129 145H130V143H129ZM145 145H147V144H144V146H145ZM148 145H150V144H148ZM157 145H158V144H157ZM170 145H171V144H170ZM178 145H179V144H178ZM189 145H190V144H189ZM221 145H222V144H221ZM237 145H238V144H237ZM245 145H246V144H245ZM131 146H132V145H131ZM133 146H134V145H133ZM160 146H161V145H160ZM171 146H172V145H171ZM207 146H208V144H207ZM137 147H138V146H137ZM180 147H181V146H180ZM185 147H186V146H185ZM188 147H189V146H188ZM194 147H195V146H194ZM197 147H198V146H197ZM238 147H242V146H238ZM255 147H256V146H255ZM88 148H89V147H88ZM139 148H140V147H139ZM144 148H145V147H144ZM144 148H142V149H144ZM169 148H170V147H169ZM216 148H217V147H216ZM230 148H231V147H230ZM233 148H234V147H233ZM236 148H237V147H236ZM261 148H262V147H261ZM145 149H146V148H145ZM147 149H148V148H147ZM183 149H184V148H183ZM192 149H193V148H192ZM210 149H211V148H210ZM83 150H85V149H83ZM169 150H170V149H169ZM172 150H173V149H172ZM184 150H185V149H184ZM187 150H188V149H187ZM231 150H234V149L231 148ZM239 150H240V149H239ZM244 150H245V148H244ZM85 151H86V150H85ZM88 151H89V150H88ZM90 151H91V150H90ZM136 151H137V150H136ZM167 151H168V150H167ZM175 151H176V150H175ZM185 151H186V150H185ZM201 151H202V150H201ZM241 151H242V150H241ZM245 151H246V150H245ZM256 151H257V150H256ZM39 152H40V151H39ZM43 152H44V151H43ZM92 152H93V149H92ZM157 152H158V151H157ZM160 152H161V151H160ZM163 152H164V151H163ZM171 152H172V151H171ZM198 152H199V151H198ZM215 152H217V151H214V153H215ZM239 152H240V151H239ZM243 152H244V151H242V155H243ZM45 153H46V152H45ZM177 153H178V152H177ZM201 153H203V151H202ZM6 154H7V153H6ZM10 154H12V153H10ZM14 154H15V153H14ZM29 154H30V153H29ZM51 154H52V153H51ZM132 154H133V153H132ZM132 154H131V155H132ZM142 154H143V152H142ZM142 154H141V155H142ZM145 154L147 155V153H145ZM157 154H158V153H157ZM216 154H217V153H216ZM235 154H236V153H235ZM23 155H24V154H23ZM99 155H100V154H99ZM186 155H187V154H186ZM254 155H255V154H254ZM0 156H1V155H0ZM12 156H13V155H12ZM102 156H103V155H102ZM148 156H149V154H148ZM152 156H153V155H152ZM159 156H160V155H159ZM164 156H165V155H164ZM196 156H197V155H196ZM214 156H215V155H214ZM237 156H240V154L237 155ZM1 157H2V156H1ZM17 157H18V156H17ZM21 157H22V156H21ZM52 157H53V156H52ZM68 157H69V156H68ZM160 157H161V156H160ZM168 157H169V156H168ZM175 157H176V156H175ZM185 157H186V156H185ZM190 157H191V156H190ZM234 157H235V156H234ZM255 157H256V156H255ZM258 157H259V156H258ZM32 158H33V157H32ZM54 158H55V157H54ZM74 158H75V157H74ZM132 158H133V157H132ZM140 158H141V157H140ZM140 158H139V159H140ZM152 158H153V157H152ZM157 158H158V157H157ZM157 158H156V159H157ZM161 158H163V157H161ZM182 158H183V157H182ZM188 158H189V156H188ZM232 158H233V157H232ZM240 158H241V157H240ZM24 159H25V158H24ZM52 159H53V158H52ZM135 159H136V158H135ZM143 159H144V158H143ZM143 159H142V160H143ZM199 159H200V158H199ZM219 159H220V158H219ZM224 159H225V158H224ZM234 159H235V158H234ZM245 159H246V158H245ZM0 160H1V159H0ZM26 160H28V159L26 158ZM30 160H31V159H30ZM96 160H97V159H96ZM96 160H95V162H96ZM120 160H121V158H120ZM154 160H155V159H154ZM157 160H158V159H157ZM163 160H164V159H163ZM185 160L187 161V159H185ZM252 160H254V159H252ZM14 161H15V160H14ZM16 161H17V159H16ZM22 161H23V160H22ZM28 161H29V160H28ZM59 161H60V160H59ZM106 161H107V160H106ZM109 161H110V160H109ZM117 161H118V160H117ZM135 161H136V160H135ZM138 161H139V160H138ZM143 161H145V160H143ZM189 161H190V160H189ZM221 161H222V160H221ZM255 161H256V160H255ZM255 161H254V162H255ZM258 161H259V160H258ZM2 162H3V161H2ZM11 162H12V161H11ZM11 162H10V163H11ZM53 162H54V161H53ZM62 162H63V161H62ZM111 162H112V160H111ZM122 162H123V160H122ZM161 162H162V161H161ZM161 162H160V163H161ZM187 162H188V161H187ZM261 162H263V161H261ZM4 163H5V162H4ZM37 163H38V162H37ZM63 163H64V162H63ZM80 163H81V162H80ZM136 163H137V162H136ZM157 163H158V162H157ZM157 163H156V164H157ZM191 163H192V161H191ZM191 163H189V164H191ZM201 163H202V162H201ZM204 163H205V162H204ZM229 163H231V162H229ZM18 164H19V163H18ZM40 164H41V163H40ZM42 164H43V163H42ZM45 164H46V162H45ZM52 164H54V163H52ZM55 164H56V162H55ZM84 164H85V163H84ZM115 164H116V163H115ZM121 164H122V163H121ZM145 164H146V163H145ZM181 164H182V163H181ZM198 164H199V163H198ZM255 164H256V163H255ZM10 165H11V164H10ZM13 165H14V164H13ZM48 165H49V164H48ZM50 165H51V164H50ZM50 165H49V166H50ZM74 165H75V163H74ZM118 165H119V164H118ZM132 165H133V164H132ZM136 165H139V164H136ZM140 165H141V164H140ZM149 165H150V163L148 164V166H149ZM154 165H155V164H154ZM162 165H163V164H162ZM166 165H167V164H166ZM182 165H183V164H182ZM220 165H221V164H220ZM261 165H262V164H261ZM2 166H3V164H2ZM25 166H26V165H25ZM44 166H45V165H44ZM53 166H54V165H53ZM59 166H60V165H59ZM86 166H87V164H86ZM108 166H109V165H108ZM202 166H203V165H202ZM234 166H236V165H234ZM254 166H255V165H254ZM254 166H253V167H254ZM65 167H66V166H65ZM87 167H88V166H87ZM87 167H86V168H87ZM92 167H93V166H92ZM96 167H97V166H96ZM109 167H111V166H109ZM137 167H138V166H137ZM161 167H162V166H161ZM187 167H188V166H187ZM237 167H238V165H237ZM249 167H250V166H249ZM257 167H258V166H257ZM2 168H3V167H2ZM72 168H74V167H72ZM81 168H82V167H81ZM81 168H80V170H81ZM84 168H85V167H84ZM124 168H125V167H124ZM139 168H140V167H139ZM142 168H143V167H142ZM177 168H179V167H177ZM182 168H183V167H182ZM188 168H190V167H188ZM198 168H199V167H198ZM198 168H197V169H198ZM246 168H247V166H246ZM255 168H256V167H255ZM5 169H6V168H5ZM8 169H9V168H8ZM153 169H154V168H153ZM166 169H167V168H166ZM179 169H180V168H179ZM179 169H178V170H179ZM192 169H193V168H192ZM201 169H202V167H201ZM250 169H252V168H250ZM24 170H25V169H24ZM26 170H27V169H26ZM36 170H37V167H36ZM59 170H60V169H59ZM72 170H73V169H72ZM137 170H138V169H137ZM150 170H151V169H150ZM199 170H200V169H199ZM238 170H240V169H238ZM242 170H244V169H242ZM1 171H2V170H1ZM5 171H6V170H5ZM12 171H13V169H12ZM29 171H30V170H29ZM41 171H42V170H41ZM43 171H44V170H43ZM66 171H67V170H66ZM66 171H64V172H66ZM68 171H69V170H68ZM68 171H67V172H68ZM106 171H107V170H106ZM116 171H117V170H116ZM138 171H139V170H138ZM153 171H154V170H153ZM156 171H157V170H156ZM173 171H174V170H173ZM183 171H184V170H182V172H183ZM229 171H230V170H229ZM247 171H248V170H247ZM247 171H246V172H247ZM44 172H45V171H44ZM69 172H70V171H69ZM76 172H77V171H76ZM83 172H84V171H83ZM102 172H103V171H102ZM119 172H120V171H119ZM135 172H137V171H135ZM144 172H145V171H144ZM184 172H185V171H184ZM189 172H190V171H189ZM196 172H197V171H196ZM201 172H202V171H201ZM219 172H220V171H219ZM249 172H250V171H249ZM251 172H252V171H251ZM253 172H254V170H253ZM253 172H252V173H253ZM95 173H97V172H95ZM138 173H139V172H138ZM180 173H181V171H180ZM192 173H193V172H192ZM208 173H209V172H208ZM49 174H50V173H49ZM63 174H64V173H63ZM181 174H182V173H181ZM181 174H180V175H181ZM217 174H218V173H217ZM237 174H239V173H237ZM247 174H248V173H247ZM249 174H250V173H249ZM249 174H248L247 176H249ZM254 174H255V173H254ZM35 175H36V174H35ZM47 175H48V174H47ZM74 175H75V174H74ZM144 175H145V174H144ZM167 175H168V174H167ZM176 175H177V174H176ZM230 175H231V174H230ZM250 175H251V174H250ZM258 175H259V174H258ZM6 176H7V175H6ZM29 176H31V175H29ZM54 176H55V175H54ZM98 176H99V175H98ZM98 176H97V177H98ZM100 176H101V175H100ZM103 176H104V175H103ZM164 176H165V175H164ZM25 177H26V176H25ZM36 177H37V176H36ZM61 177H62V176H61ZM68 177H69V176H68ZM68 177H67V179H68ZM174 177H175V176H174ZM174 177H173V178H174ZM222 177H223V176H222ZM233 177H234V176H233ZM3 178H4V176H3ZM73 178H74V176H73ZM161 178H162V177H161ZM182 178H183V177H182ZM195 178H196V177H195ZM198 178H199V177H198ZM200 178H201V177H200ZM228 178H230V177H228ZM236 178H237V176H236ZM238 178H239V177H238ZM250 178H251V177H250ZM255 178H256V176H255ZM27 179H28V178H27ZM62 179H63V178H62ZM166 179H167V178H166ZM183 179H184V178H183ZM190 179H191V178H190ZM201 179H202V178H201ZM243 179H245V177H244ZM243 179H242V180H243ZM263 179H264V178H263ZM21 180H22V179H21ZM95 180H96V179H95ZM188 180H189V179H188ZM191 180H192V179H191ZM196 180H197V179H196ZM260 180H261V179H260ZM27 181H28V180H27ZM29 181H30V180H29ZM72 181H73V180H72ZM76 181H77V180H76ZM79 181H80V180H79ZM81 181H82V180H81ZM86 181H87V180H86ZM91 181H92V180H91ZM91 181H90V182H91ZM96 181H97V180H96ZM99 181H100V180H99ZM130 181H131V180H130ZM130 181H129V182H130ZM142 181H143V180H142ZM150 181H151V180H150ZM204 181H205V180H204ZM244 181H245V180H244ZM246 181H248V180H246ZM251 181H252V180H251ZM262 181H263V180H262ZM82 182H83V181H82ZM127 182H128V181H127ZM136 182H137V181H136ZM154 182H155V181H154ZM159 182H161V181H159ZM172 182H173V181H172ZM185 182H186V181H185ZM190 182H191V181H190ZM229 182H230V181H229ZM6 183H8V182H6ZM14 183H15V182H14ZM98 183H99V182H98ZM174 183H175V182H174ZM192 183H193V182H192ZM210 183H211V182H210ZM226 183H227V182H226ZM233 183H234V182H233ZM236 183H237V181H236ZM246 183H247V182H246ZM70 184H71V183H70ZM94 184H95V183H94ZM128 184H130V183H128ZM171 184H172V183H171ZM186 184H187V183H186ZM76 185H77V184H76ZM78 185H79V184H78ZM172 185H173V184H172ZM179 185H180V184H179ZM221 185H222V184H221ZM223 185H224V184H223ZM228 185H229V184H228ZM235 185H236V184H235ZM16 186H17V185H16ZM50 186H51V185H50ZM98 186H99V185H98ZM136 186H137V185H136ZM141 186H142V185H141ZM159 186H160V185H159ZM187 186H188V185H187ZM196 186H197V185H196ZM203 186L205 187V185H203ZM207 186H208V185H207ZM212 186H213V185H212ZM215 186H216V185H215ZM35 187H36V186H35ZM57 187H58V186H57ZM67 187H68V186H67ZM75 187H76V186H75ZM52 188H53V187H52ZM60 188H61V187H60ZM76 188H77V187H76ZM81 188H82V187H81ZM153 188H154V187H153ZM162 188H163V187H162ZM167 188H168V187H167ZM181 188H182V187H181ZM188 188H190V187H188ZM191 188H192V187H191ZM27 189H28V188H27ZM27 189H26V190H27ZM72 189H73V187H72ZM74 189H75V188H74ZM192 189H193V188H192ZM8 190H9V189H8ZM41 190H42V189H41ZM53 190H54V189H53ZM86 190H87V188H86ZM170 190H171V189H169V192H170ZM176 190H177V189H176ZM183 190H184V189H183ZM209 190H210V189H209ZM218 190H219V189H218ZM221 190H222V189H221ZM24 191H25V190H24ZM42 191H43V190H42ZM44 191H45V190H44ZM46 191H47V190H46ZM54 191H55V190H54ZM64 191H66V190H64ZM75 191H76V190H75ZM179 191H180V190H179ZM196 191H197V190H196ZM200 191H201V190H200ZM213 191H214V190H213ZM18 192H19V191H18ZM27 192H28V191H27ZM154 192H155V191H154ZM158 192H159V191H158ZM209 192H210V191H209ZM229 192H230V191H229ZM72 193H73V192H72ZM163 193H164V192H163ZM0 194H1V193H0ZM18 194H19V193H18ZM31 194H32V193H31ZM40 194H41V193H40ZM65 194H67V193H65ZM65 194H64V195H65ZM170 194H172V193H170ZM218 194H219V193H218ZM221 194H222V193H221ZM245 194H246V193H245ZM245 194H244V195H245ZM248 194H249V192H248ZM1 195H2V194H1ZM34 195H35V194H34ZM47 195H48V194H47ZM64 195H63V196H64ZM141 195H142V194H141ZM154 195H155V194H154ZM180 195H181V193H180ZM211 195H212V194H211ZM49 196H51V195H49ZM53 196H54V194H53ZM60 196H61V195H60ZM63 196H62V197H63ZM136 196H137V195H136ZM171 196H172V195H171ZM252 196H253V195H252ZM12 197H14V196H12ZM18 197H19V196H18ZM69 197H70V196H69ZM137 197H138V196H137ZM139 197H140V196H139ZM144 197H146V196H144ZM144 197H143V198H144ZM156 197H157V196H156ZM156 197H154V198H156ZM158 197H159V196H158ZM183 197H184V196H183ZM189 197H190V196H189ZM196 197H197V196H196ZM220 197H221V196H220ZM249 197H250V196H249ZM15 198H17V197H15ZM27 198H28V197H27ZM42 198H43V197H42ZM50 198H51V197H50ZM65 198H66V197H65ZM151 198H152V196H151ZM154 198H153V199H154ZM164 198H165V197H164ZM176 198H177V197H176ZM30 199H31V198H30ZM129 199H130V198H129ZM148 199H149V198H148ZM191 199H192V198H191ZM221 199H223V198H221ZM239 199H240V198H239ZM252 199H253V198H252ZM6 200H7V199H6ZM16 200H17V199H16ZM43 200H44V199H43ZM47 200H48V199H47ZM51 200H53V199H51ZM86 200H87V199H86ZM95 200H96V199H95ZM100 200H101V199H100ZM182 200H183V199H182ZM236 200H237V199H236ZM4 201H5V200H4ZM9 201H10V200H9ZM21 201H22V200H21ZM34 201H35V200H34ZM48 201H49V200H48ZM56 201H57V200H56ZM84 201H85V200H84ZM96 201H98V199H97ZM112 201H113V200H112ZM119 201H120V200H119ZM145 201H146V200H145ZM145 201H144V202H145ZM165 201H166V200H165ZM212 201H213V200H212ZM219 201H220V199H219ZM229 201H230V200H229ZM242 201H244V200H242ZM0 202H1V201H0ZM14 202H15V201H14ZM42 202H43V201H42ZM65 202H66V201H65ZM136 202H139V201H136ZM248 202H249V201H248ZM253 202H254V201H253ZM259 202H260V201H259ZM2 203H4V202H2ZM25 203H26V202H25ZM28 203H29V202H28ZM43 203H44V202H43ZM66 203H67V202H66ZM115 203H116V202H115ZM129 203H131V202H129ZM146 203H147V202H146ZM162 203H163V202H162ZM170 203H171V202H170ZM170 203H169V204H170ZM188 203H189V201H188ZM198 203H199V202H198ZM198 203H197V205H198ZM242 203H243V202H242ZM131 204H132V203H131ZM213 204H215V203H213ZM223 204H225V203H223ZM247 204H248V203H247ZM247 204H246V205H247ZM260 204H261V203H260ZM262 204H263V203H262ZM25 205H26V204H25ZM27 205H28V204H27ZM33 205H35V204L33 203ZM117 205H118V204H117ZM147 205H148V204H147ZM153 205H154V204L152 203V206H153ZM163 205H164V204H163ZM172 205H173V204H172ZM183 205H184V204H183ZM186 205H187V204H186ZM195 205H196V204H195ZM233 205H234V204H233ZM18 206H20V205H18ZM122 206H123V205H122ZM173 206H174V205H173ZM179 206L181 207V205H179ZM192 206H193V205H192ZM227 206H228V205H227ZM231 206H232V205H231ZM247 206H248V205H247ZM23 207H24V206H23ZM25 207H26V206H25ZM37 207H38V206H37ZM44 207H45V206H44ZM113 207H115V206H113ZM128 207H129V206H128ZM137 207H138V206H137ZM189 207H190V206H189ZM224 207H225V206H224ZM236 207H238V206L236 205ZM245 207H246V206H245ZM39 208H40V207H39ZM125 208H126V203H125ZM130 208H131V207H130ZM138 208L140 209V208H142V207H138ZM211 208H213V207H211ZM217 208H218V209H217ZM217 208H214V209L219 210L220 207H217ZM222 208H223V207H222ZM222 208H221V209H222ZM240 208H241V207H240ZM131 209H132V208H131ZM131 209H130V210H131ZM156 209H157V208H156ZM164 209H165V208H164ZM172 209H173V208H171L170 210H172ZM214 209H213V210H214ZM238 209H239V208H238ZM248 209H249V208H248ZM248 209H247V210H248ZM252 209H253V208H252ZM260 209H261V208H260ZM49 210H50V209H49ZM122 210H123V209H122ZM137 210H138V209H137ZM160 210H162V209H160ZM174 210H176V209H174ZM191 210H192V209H191ZM22 211H23V210H22ZM22 211H21V212H22ZM113 211H114V210H113ZM117 211H119V210H117ZM138 211H139V210H138ZM162 211H163V210H162ZM179 211H180V210H179ZM183 211H184V210H183ZM188 211H189V210H188ZM215 211H216V210H215ZM224 211H226V210H224ZM258 211H259V210H258ZM260 211H261V210H260ZM27 212H28V211H27ZM67 212H68V211H67ZM120 212H121V211H120ZM128 212H130V211H128ZM135 212H136V211H135ZM135 212H133V213H135ZM139 212H140V211H139ZM164 212H166V211H164ZM98 213H99V212H98ZM98 213H97V214H98ZM159 213H161V212H159ZM168 213H169V212H168ZM176 213H177V211H176ZM180 213H181V212H180ZM188 213H190V212H188ZM196 213H197V211H196ZM202 213H204V212L202 211ZM238 213H240V212H238ZM25 214H26V213H25ZM27 214H28V213H27ZM33 214H34V213H33ZM118 214H119V213H118ZM120 214H121V213H120ZM125 214H126V213H125ZM138 214H139V213H138ZM165 214H166V213H165ZM183 214H184V213H183ZM183 214H182V215H183ZM214 214H215V213H214ZM220 214H221V213H220ZM44 215H45V214H44ZM49 215H50V214H49ZM109 215H110V214H109ZM113 215H114V214H113ZM127 215H129V214H127ZM158 215H159V214H158ZM173 215H174V214H173ZM188 215H189V214H188ZM188 215H187V216H188ZM193 215H194V214H193ZM208 215H209V214H208ZM218 215H219V214H218ZM222 215H223V214H222ZM224 215H225V213H224ZM242 215H243V214H242ZM251 215H252V214H251ZM0 216H1V214H0ZM35 216H36V215H35ZM103 216H104V215H103ZM130 216H131V214H130ZM194 216H195V215H194ZM197 216H198V215H197ZM201 216H202V215H201ZM209 216H210V215H209ZM211 216H212V215H211ZM215 216H216V215H215ZM230 216H231V214H230ZM235 216H236V215H235ZM89 217L91 218V216H89ZM92 217H93V216H92ZM98 217H99V216H98ZM123 217H124V216H123ZM158 217H159V216H158ZM171 217H172V215H171ZM204 217H205V216H204ZM204 217H203V218H204ZM220 217H221V216H220ZM226 217H227V215H226ZM236 217H237V216H236ZM255 217H256V216H255ZM54 218H55V217H54ZM74 218H75V217H74ZM110 218H111V217H110ZM155 218H156V217H155ZM187 218H188V217H187ZM187 218H186V219H187ZM196 218H197V217H196ZM205 218H206V217H205ZM232 218H233V217H232ZM251 218H252V217H251ZM258 218H259V217H258ZM63 219H64V218H63ZM169 219H170V218H169ZM171 219H172V218H171ZM208 219H209V218H208ZM216 219H217V217H216ZM228 219H229V218H228ZM261 219H262V218H261ZM155 220H156V219H155ZM157 220H158V219H157ZM165 220H167V219H165ZM174 220H175V219H174ZM47 221H49V219H48ZM64 221H66V220H64ZM117 221H118V220H117ZM120 221H121V219H120ZM122 221H123V220H122ZM142 221H143V220H142ZM177 221L180 222V220H177ZM188 221H189V220H188ZM210 221H211V220H210ZM215 221H216V220H215ZM219 221H220V220H219ZM228 221H229V220H228ZM85 222H86V221H85ZM85 222H84V223H85ZM89 222H90V221H89ZM92 222H93V221H92ZM97 222H98V221H97ZM115 222H116V221H115ZM131 222H132V221H131ZM151 222H152V221H151ZM151 222H150V223H151ZM161 222H162V221H161ZM171 222H172V221H171ZM224 222H225V221H224ZM47 223H48V222H47ZM57 223H58V222H57ZM81 223H82V222H81ZM165 223H166V222H165ZM169 223H170V221H169ZM181 223H182V222H181ZM185 223H186V222H185ZM185 223H184L183 225H185ZM189 223H190V222H189ZM197 223H198V222H197ZM211 223H212V222H211ZM221 223H222V221H221ZM51 224H52V223H51ZM90 224H91V222H90ZM94 224H95V223H94ZM163 224H164V223H163ZM167 224H168V223H167ZM172 224H173V223H172ZM177 224H178V223H177ZM194 224H195V223H194ZM245 224H246V223H245ZM22 225H23V224H22ZM36 225H37V224H36ZM45 225H46V224H45ZM49 225H50V224H49ZM178 225H179V224H178ZM200 225H201V224H200ZM209 225H210V224H209ZM250 225H252V224H250ZM6 226H7V225H6ZM39 226H40V225H39ZM84 226H85V224H84ZM101 226H102V225H101ZM101 226H100V227H101ZM164 226H165V225H164ZM167 226H168V225H167ZM186 226H188V225H186ZM189 226H190V225H189ZM191 226H192V225H191ZM198 226H199V224H198ZM198 226H197V227H198ZM207 226H208V225H207ZM212 226H213V224H212ZM214 226H215V225H214ZM216 226H217V225H216ZM253 226H254V225H253ZM57 227H58V226H57ZM72 227H73V226H72ZM85 227H86V226H85ZM93 227H94V226H93ZM95 227H96V226H95ZM109 227H110V226H109ZM119 227H120V226H119ZM128 227H129V226H128ZM169 227H170V225H169ZM178 227H179V226H178ZM200 227H201V226H200ZM218 227H219V226H218ZM224 227H225V226H224ZM247 227H248V225H247ZM23 228H24V227H23ZM31 228H32V227H31ZM34 228H35V227H34ZM83 228H84V227H83ZM97 228H98V227H97ZM144 228H145V227H144ZM183 228H184V227H183ZM185 228H186V227H185ZM187 228H188V227H187ZM215 228H216V227H215ZM215 228H214V229H215ZM7 229H8V228H7ZM9 229H10V228H9ZM12 229H13V228H12ZM25 229H26V228H25ZM88 229H90V228H88ZM102 229H103V228H102ZM134 229H135V228H134ZM140 229H141V228H140ZM194 229H195V228H194ZM204 229H205V228H204ZM214 229H212V230H214ZM216 229H217V228H216ZM241 229H242V228H241ZM243 229H244V228H243ZM243 229H242V230H243ZM247 229H248V228H247ZM254 229H256V228H254ZM23 230H24V229H23ZM51 230H52V229H51ZM64 230H65V229H64ZM73 230H74V229H73ZM75 230H76V229H75ZM75 230H74V231H75ZM81 230H82V229H81ZM97 230H98V229H97ZM154 230H155V229H154ZM158 230H159V229H158ZM198 230H199V229H198ZM201 230H202V229H201ZM212 230H211V231H212ZM221 230H222V228H221ZM29 231H30V230H29ZM71 231H72V228H71ZM132 231H134V230H132ZM136 231H137V230H136ZM151 231H152V230H151ZM155 231H156V230H155ZM161 231H162V230H161ZM172 231L174 232V230H172ZM196 231H197V230H196ZM216 231H217V230H216ZM218 231H219V230H218ZM243 231H244V230H243ZM103 232H104V231H103ZM124 232H125V231H124ZM144 232H145V230H144ZM152 232H153V231H152ZM152 232H151V233H152ZM159 232H160V231H159ZM162 232H163V231H162ZM170 232H171V230H170ZM194 232H195V231H194ZM194 232H193V233H194ZM221 232H223V231H221ZM224 232L226 233V231H224ZM252 232H253V231H252ZM5 233H6V232H5ZM27 233H28V231H27ZM35 233H36V232H35ZM79 233H80V232H79ZM85 233H86V232H85ZM106 233H107V232H106ZM108 233H109V232H108ZM114 233H115V232H114ZM145 233H146V232H145ZM189 233H190V232H189ZM203 233H204V232H203ZM216 233H217V232H216ZM234 233H235V232H234ZM236 233H237V232H236ZM249 233H250V232H249ZM257 233H258V232H257ZM257 233H255V234H257ZM261 233H262V232H261ZM7 234H8V233H7ZM9 234H10V233H9ZM70 234H71V232H70ZM97 234H98V233H97ZM128 234H130V233H128ZM132 234H133V233H132ZM134 234H135V233H134ZM146 234H147V233H146ZM160 234H161V233H160ZM170 234H172V233H170ZM170 234H169V235H170ZM175 234H176V233H175ZM184 234H185V233H184ZM214 234H215V233H214ZM214 234L212 235L213 237H214ZM230 234H231V233H230ZM253 234H254V233H253ZM255 234H254V235H255ZM32 235H33V234H32ZM51 235H52V234H51ZM68 235H69V234H68ZM78 235H79V234H78ZM84 235H85V234H84ZM101 235H102V234H101ZM138 235H139V234H138ZM138 235H137V236H138ZM181 235H182V234H181ZM186 235H187V234H186ZM202 235H203V234H202ZM216 235H217V234H216ZM236 235H237V234H236ZM13 236H14V235H13ZM116 236H117V235H116ZM124 236H125V235H124ZM146 236H147V235H146ZM155 236H156V235H155ZM189 236H190V235H189ZM197 236H198V235H197ZM207 236H208V234H207ZM219 236H220V235H219ZM243 236H244V235H243ZM251 236H252V235H251ZM10 237H12V236H10ZM19 237H20V236H19ZM51 237H52V236H51ZM53 237H54V236H53ZM58 237H59V236H58ZM100 237H101V236H100ZM134 237H135V236H134ZM208 237H209V236H208ZM208 237H207V238H208ZM224 237H226V236H224ZM231 237H233V236H231ZM86 238H88V237H86ZM109 238H110V237H109ZM113 238H114V237H113ZM143 238H144V237H143ZM227 238H228V237H227ZM227 238H226V239H227ZM229 238H230V237H229ZM229 238H228V239H229ZM243 238H244V237H243ZM257 238H259V237H257ZM9 239H10V238H9ZM54 239H56V238H54ZM104 239H105V238H104ZM121 239H122V238H121ZM129 239H130V237H129ZM138 239H140V238H138ZM200 239H201V238H200ZM209 239H210V238H209ZM249 239H250V238H249ZM7 240H8V239H7ZM28 240H29V238H28ZM87 240H88V239H87ZM105 240H107V239H105ZM112 240H113V239H112ZM117 240H118V239H117ZM133 240H134V239H133ZM176 240H177V239H176ZM190 240H191V239H190ZM194 240H195V239H194ZM203 240H204V239H203ZM217 240H218V239H217ZM219 240H220V239H219ZM240 240H241V239H240ZM245 240H246V236H245ZM247 240H248V239H247ZM10 241H12V238H11ZM13 241H14V240H13ZM59 241H60V239H59ZM89 241H90V240H89ZM101 241H102V240H101ZM108 241H109V240H108ZM179 241H180V239H179ZM182 241H183V240H182ZM215 241H216V238H215ZM67 242H68V241H67ZM140 242H141V241H140ZM155 242H156V241H155ZM160 242H161V241H160ZM174 242H175V241H174ZM193 242H194V241H193ZM206 242H207V241H206ZM257 242H258V241H257ZM0 243H1V242H0ZM14 243H16V242H14ZM26 243H27V242H26ZM61 243H62V242H61ZM103 243H104V242H103ZM175 243H178V242H175ZM194 243H195V242H194ZM208 243H209V241H208ZM217 243H218V242H217ZM227 243H228V242H227ZM227 243H226V244H227ZM259 243H260V242H259ZM6 244H7V243H6ZM66 244H67V243H66ZM69 244H70V243H69ZM69 244H68V245H69ZM73 244H74V243H73ZM95 244H96V243H95ZM97 244H98V243H97ZM124 244H125V243H124ZM162 244H164V243H162ZM165 244H166V243H165ZM167 244H168V243H167ZM173 244H174V243H173ZM178 244H179V243H178ZM178 244H177V245H178ZM185 244H186V243H185ZM187 244H188V243H187ZM202 244H203V243H202ZM205 244H206V243H205ZM214 244H215V243H214ZM263 244H264V243H263ZM74 245H75V244H74ZM156 245H157V244H156ZM177 245H176V246H177ZM192 245H193V244H192ZM200 245H201V244H200ZM209 245H210V243H209ZM16 246H17V245H16ZM22 246H23V245H22ZM29 246H30V245H29ZM126 246H128V245H126ZM210 246H211V245H210ZM213 246H214V245H213ZM219 246H220V245H219ZM222 246H223V245H222ZM242 246H243V245H242ZM252 246H253V245H252ZM261 246H263V245H261ZM1 247H3V246H1ZM1 247H0V248H1ZM19 247H20V246H18V248H19ZM49 247H50V246H49ZM111 247H112V246H111ZM174 247H175V246H174ZM181 247H182V246H181ZM11 248H12V247H11ZM15 248H16V247H15ZM15 248H14V249H15ZM47 248H48V247H47ZM80 248H81V247H80ZM82 248H83V247H82ZM132 248H133V247H132ZM170 248L172 249V247H170ZM170 248H169V249H170ZM192 248H193V247H192ZM201 248H202V247H201ZM220 248H222V247H220ZM232 248H234V247H232ZM239 248H241V247H238V249H239ZM254 248H255V247H254ZM2 249H3V248H2ZM19 249H21V247H20ZM112 249H113V248H112ZM115 249H116V248H115ZM115 249H114V250H115ZM177 249H178V247H177ZM177 249H175V250H177ZM207 249H208V248H207ZM218 249H219V248H218ZM235 249H236V247H235ZM245 249H246V248H245ZM249 249H250V248H249ZM255 249H257V248H255ZM62 250H63V249H62ZM172 250H173V249H172ZM193 250H194V249H193ZM193 250H192V251H193ZM227 250H228V249H227ZM12 251H13V250H12ZM33 251H34V250H33ZM82 251H83V250H82ZM189 251H190V250H189ZM194 251H195V250H194ZM213 251H215V250H213ZM240 251H241V249H240ZM255 251H256V250H255ZM6 252H7V251H6ZM34 252H35V251H34ZM162 252H163V251H162ZM164 252H165V251H164ZM169 252H170V251H169ZM187 252H188V250H187ZM195 252L197 253V251H195ZM220 252H221V251H220ZM220 252H218V253H220ZM238 252H239V250H238ZM238 252H237V253H238ZM248 252H249V251H248ZM250 252H251V251H250ZM86 253H87V252H86ZM133 253H134V252H133ZM165 253H166V252H165ZM170 253H171V252H170ZM173 253H174V252H173ZM173 253H172V254H173ZM178 253H179V252H178ZM178 253L176 252V254H178ZM184 253H185V251H184ZM206 253H207V252H206ZM206 253H204V254H206ZM210 253H211V255H212V252H210ZM245 253H246V252H245ZM259 253H260V252H259ZM4 254H5V253H4ZM24 254H25V253H24ZM130 254H131V253H130ZM137 254H138V253H137ZM166 254H167V253H166ZM189 254H190V253H189ZM223 254H224V253H223ZM232 254H233V253H232ZM263 254H264V253H263ZM6 255H7V254H6ZM8 255H9V254H8ZM10 255H11V254H10ZM18 255H19V254H18ZM50 255H51V254H50ZM64 255H65V254H64ZM227 255H228V254H227ZM227 255H226V256H227ZM237 255H238V254H237ZM240 255H241V254H240ZM259 255H260V254H259ZM156 256H158V253H157ZM176 256H177V255H176ZM181 256H184V255H181ZM197 256H198V255H197ZM231 256H232V255H231ZM247 256H248V253H247ZM250 256H252V255H250ZM256 256H257V254H256ZM260 256H261V255H260ZM44 257H45V256H44ZM52 257H53V254H52ZM57 257H58V256H57ZM161 257H162V256H161ZM178 257H180V256H178ZM178 257H177V258H178ZM187 257H188V256H187ZM190 257H191V256H190ZM217 257H218V256H217ZM219 257H220V256H219ZM234 257H235V254H234ZM237 257H238V256H237ZM12 258H13V257H12ZM58 258H59V257H58ZM83 258H84V257H83ZM88 258H89V257H88ZM163 258H164V257H163ZM168 258H169V257H168ZM172 258H173V257H172ZM202 258H203V257H202ZM235 258H236V257H235ZM244 258H245V257H244ZM17 259H18V258H17ZM35 259H36V258H35ZM37 259H38V258H37ZM85 259H86V258H85ZM123 259H124V258H123ZM164 259H166V256H165ZM180 259H181V258H180ZM186 259H187V258H186ZM198 259H199V258H198ZM203 259H205V258H203ZM203 259H202V260H203ZM207 259H208V258H207ZM219 259H220V258H219ZM250 259L253 260L254 258H253V259L250 258ZM18 260L20 261V258H19ZM42 260H43V259H42ZM70 260H71V259H70ZM77 260H78V259H77ZM143 260H144V259H143ZM231 260H232V259H231ZM51 261H52V260H51ZM116 261H117V260H116ZM163 261H164V260H163ZM173 261L176 262L175 260H173ZM220 261H221V260H220ZM253 261H254V260H253ZM253 261H251V262H253ZM14 262H15V261H14ZM30 262H31V261H30ZM40 262H41V261H40ZM46 262H47V261H46ZM48 262H49V261H48ZM98 262H99V261H98ZM120 262H121V261H120ZM202 262H203V261H202ZM225 262H226V261H225ZM238 262H239V261H238ZM41 263H42V262H41ZM123 263H124V262H123ZM235 263H236V262H235ZM249 263H250V262H249ZM102 264H103V263H102ZM118 264H119V263H118ZM181 264H182V263H181ZM192 264H193V263H192ZM214 264H215V263H214ZM247 264H248V263H247ZM255 264H256V263H255Z\"/></svg>", "mask_w": 264, "mask_h": 264}]
</instances>
